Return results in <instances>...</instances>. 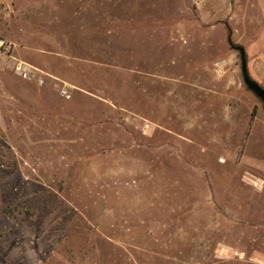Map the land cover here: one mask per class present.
<instances>
[{"label": "rangeland", "instance_id": "1", "mask_svg": "<svg viewBox=\"0 0 264 264\" xmlns=\"http://www.w3.org/2000/svg\"><path fill=\"white\" fill-rule=\"evenodd\" d=\"M1 41L0 264H264V0H0Z\"/></svg>", "mask_w": 264, "mask_h": 264}, {"label": "water", "instance_id": "2", "mask_svg": "<svg viewBox=\"0 0 264 264\" xmlns=\"http://www.w3.org/2000/svg\"><path fill=\"white\" fill-rule=\"evenodd\" d=\"M235 48L239 51L241 57V70L244 78V82L250 90H252L264 103V86H262L257 80L253 79L248 72L247 55L244 46L237 45Z\"/></svg>", "mask_w": 264, "mask_h": 264}, {"label": "built area", "instance_id": "3", "mask_svg": "<svg viewBox=\"0 0 264 264\" xmlns=\"http://www.w3.org/2000/svg\"><path fill=\"white\" fill-rule=\"evenodd\" d=\"M0 43H3V41H1ZM17 71L22 74L24 77H27L29 79L33 78L32 76V71L29 70V68H27L24 64V62H20L17 67H16ZM34 75V74H33ZM63 94H66V91L63 90Z\"/></svg>", "mask_w": 264, "mask_h": 264}, {"label": "crops", "instance_id": "4", "mask_svg": "<svg viewBox=\"0 0 264 264\" xmlns=\"http://www.w3.org/2000/svg\"><path fill=\"white\" fill-rule=\"evenodd\" d=\"M20 62H24V64H25V66L27 67V68H29V70H31L32 72H33V68H34V66L32 67V65H30L29 63H27V62H25V61H20ZM20 62H18V64L20 63ZM17 64V65H18ZM17 67V66H16ZM35 70V69H34ZM18 74L19 75H22V74H20L19 72H18ZM23 77V76H22ZM24 78H26V77H24ZM64 90L66 91V94H64L65 96L67 95L68 97H70V95H71V93H70V90L69 89H67V88H64ZM63 92V91H62Z\"/></svg>", "mask_w": 264, "mask_h": 264}]
</instances>
